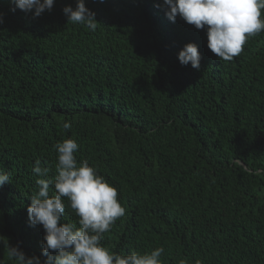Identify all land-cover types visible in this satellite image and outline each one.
I'll return each instance as SVG.
<instances>
[{
    "label": "trees",
    "instance_id": "1",
    "mask_svg": "<svg viewBox=\"0 0 264 264\" xmlns=\"http://www.w3.org/2000/svg\"><path fill=\"white\" fill-rule=\"evenodd\" d=\"M155 2L85 0L91 31L67 22L76 0L38 18L0 0V171L12 182L0 188V235L41 256L32 169L40 160L54 176V145L74 139L77 162L125 208L101 241L111 252L162 246L161 264H264V31L221 61L205 30L170 22ZM187 43L199 70L178 60ZM76 219L66 208L65 222ZM0 261L15 264L2 246Z\"/></svg>",
    "mask_w": 264,
    "mask_h": 264
},
{
    "label": "clouds",
    "instance_id": "2",
    "mask_svg": "<svg viewBox=\"0 0 264 264\" xmlns=\"http://www.w3.org/2000/svg\"><path fill=\"white\" fill-rule=\"evenodd\" d=\"M9 2L11 11L19 9L33 18L51 12L54 7V0ZM153 6L164 11L170 22L175 23L179 17L198 30H205L207 47L221 61H232L249 38L264 31V19H261L264 0H157ZM63 13L68 23L84 25L91 31L98 26L96 14L86 7L85 0H76L75 8L65 6ZM3 22L0 15V24ZM178 60L182 66L190 63L199 70L198 46L184 45ZM63 128L70 129L71 124L65 122ZM54 148L55 175L49 177V168L42 167L40 160L35 161L32 171L40 178L35 181L37 191L27 207L29 226H42L44 230L41 256H29L19 244L11 245L0 235V246L7 249L8 259L15 264H161L162 246L150 252L130 254L111 252L103 246L104 234L125 215V208L117 199V189L87 161L77 162L75 153L79 145L74 139L58 142ZM6 183H12L11 174L0 171V188ZM66 208L77 218L75 222H65Z\"/></svg>",
    "mask_w": 264,
    "mask_h": 264
}]
</instances>
